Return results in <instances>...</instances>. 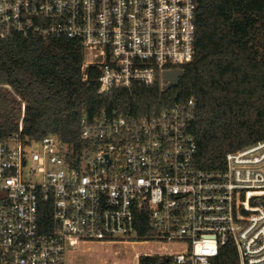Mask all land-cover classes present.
Instances as JSON below:
<instances>
[{
	"label": "built area",
	"instance_id": "1",
	"mask_svg": "<svg viewBox=\"0 0 264 264\" xmlns=\"http://www.w3.org/2000/svg\"><path fill=\"white\" fill-rule=\"evenodd\" d=\"M196 12L197 0H0V38L79 41L83 79L98 69L99 92L165 88V73L193 59ZM17 98L19 130L0 137V264H67L80 244L147 243L165 250L137 252L136 264H213L229 243L239 264H264V138L205 161L191 97L139 117L84 115L79 147L56 133L30 140Z\"/></svg>",
	"mask_w": 264,
	"mask_h": 264
},
{
	"label": "trees",
	"instance_id": "2",
	"mask_svg": "<svg viewBox=\"0 0 264 264\" xmlns=\"http://www.w3.org/2000/svg\"><path fill=\"white\" fill-rule=\"evenodd\" d=\"M196 24L193 59L181 66L179 83L167 89L136 82L99 92L98 69L88 68L83 79L79 41L0 38V137L19 130L20 96L26 103L23 136L30 140L56 133L79 147L84 115L106 110L139 117L191 97L205 161L216 164L226 151L264 138V0H197ZM49 220L47 209L42 221ZM145 223L140 218V234H147ZM139 264L168 263L141 255ZM213 264H239L235 246L222 247Z\"/></svg>",
	"mask_w": 264,
	"mask_h": 264
},
{
	"label": "rangeland",
	"instance_id": "3",
	"mask_svg": "<svg viewBox=\"0 0 264 264\" xmlns=\"http://www.w3.org/2000/svg\"><path fill=\"white\" fill-rule=\"evenodd\" d=\"M169 249L181 245L171 244ZM165 246L158 243L147 244H80L68 254L67 264H136V253L163 252Z\"/></svg>",
	"mask_w": 264,
	"mask_h": 264
},
{
	"label": "water",
	"instance_id": "4",
	"mask_svg": "<svg viewBox=\"0 0 264 264\" xmlns=\"http://www.w3.org/2000/svg\"><path fill=\"white\" fill-rule=\"evenodd\" d=\"M183 74V70L168 71L165 73L164 77L168 80L165 85V89L175 86L179 83L180 76Z\"/></svg>",
	"mask_w": 264,
	"mask_h": 264
},
{
	"label": "crops",
	"instance_id": "5",
	"mask_svg": "<svg viewBox=\"0 0 264 264\" xmlns=\"http://www.w3.org/2000/svg\"><path fill=\"white\" fill-rule=\"evenodd\" d=\"M259 140V139H258ZM255 141H257V140H255ZM255 141H252V142H250V143H248V144H251V143H253V142H255ZM248 144H246V145H248ZM243 147V146H242Z\"/></svg>",
	"mask_w": 264,
	"mask_h": 264
}]
</instances>
